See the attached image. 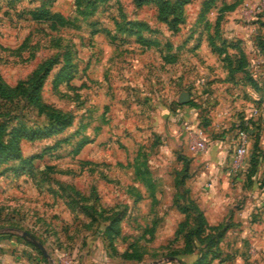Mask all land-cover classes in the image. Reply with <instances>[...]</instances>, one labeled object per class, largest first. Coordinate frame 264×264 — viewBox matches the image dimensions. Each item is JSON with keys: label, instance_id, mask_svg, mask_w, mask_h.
Segmentation results:
<instances>
[{"label": "rangeland", "instance_id": "374dc122", "mask_svg": "<svg viewBox=\"0 0 264 264\" xmlns=\"http://www.w3.org/2000/svg\"><path fill=\"white\" fill-rule=\"evenodd\" d=\"M46 10L61 13L68 23L51 26ZM157 15L155 3L137 5L135 0H0V77L14 85L52 59L41 100L73 117L61 132L22 138L21 157L0 161V235L30 242L38 253L40 249L20 234L26 231L44 245L48 264H72L71 253L83 258L92 249L89 244L101 249V261L93 264L170 263L168 253L179 248L182 239H174L172 232L185 217L178 205H188L190 183L200 173L207 149L189 145L203 139L208 146V135L200 136L196 128L212 121L209 83L223 78L218 70L227 75L222 55L210 42L233 43L227 51H243L248 71L264 85V51L259 47L264 40V0H190L177 30ZM131 21L142 25L132 28ZM170 55L175 59L167 60ZM62 65L66 68L59 73ZM164 65L167 79L175 72L186 80L176 93L187 91L189 99L183 103L195 102L190 103L195 129L183 127L182 117L173 123L156 118L163 100L169 102L164 103L167 111H185L181 102L175 105L176 93L161 87ZM206 71L218 75L209 78ZM234 77L232 82L241 84L234 92L248 97L245 75L238 71ZM253 91L264 99V91ZM17 119L32 125L46 121L22 99H0V135L6 136ZM85 138L90 141L76 150V143ZM252 149L249 133L247 153L239 161L248 160ZM144 159L158 177L156 201L140 197L144 186L132 178L133 165ZM173 175L183 182L173 186ZM115 212L124 213V234L114 237L112 250L102 229L106 216ZM153 219L161 223L155 235L143 231ZM132 241L143 249L141 261L121 256Z\"/></svg>", "mask_w": 264, "mask_h": 264}, {"label": "crops", "instance_id": "0c3cea01", "mask_svg": "<svg viewBox=\"0 0 264 264\" xmlns=\"http://www.w3.org/2000/svg\"><path fill=\"white\" fill-rule=\"evenodd\" d=\"M167 68L164 65V68L160 69L159 79L161 87L166 92H168L169 88L170 95L173 93L175 95L179 85H182L186 80L185 78L180 80L178 77L179 73L175 74V72L174 74H170V79H167ZM174 71H176V68ZM206 72L209 78L218 75L217 73L212 75L211 71ZM219 72L223 78L219 81L218 79L212 80L208 85V97L212 103L210 105L212 107V121L210 125H206V128H196L197 121L190 114L192 110L190 103L180 104L181 108L185 111L182 113L178 111V116L174 113V110H166L164 103L169 104V102L163 100V102H159L162 112L156 118L160 122L168 121V118L173 123L178 122L179 117H182L184 118L181 121L183 127H193L194 129H198L197 131H201L202 134L206 133L208 135V146L202 154L204 159L203 167L190 183L193 187L191 197L203 210L208 223L218 224L225 220L232 223L219 243V256L213 258L209 264H264V186L259 185V182L264 179V99L257 100L253 88L248 84L243 85V87L248 89V97H245L243 94L238 95V92H234V87L236 85L241 86V84H234L232 80L224 79L223 70H218ZM179 95L180 93H176L173 98L175 99L174 103L176 106H179ZM209 98L207 99L209 100ZM173 99L169 100L172 101ZM254 104L260 111L258 116L253 115L250 117L247 129L248 131H258L259 149L257 150L258 160L255 171L251 174V178L248 179L245 170L249 166V158L247 160L245 157L239 164H234L232 156L235 144L232 143L237 138L236 125L239 122L237 119L238 112L240 111L239 118H241L240 115L243 113V117H245L250 114L249 110ZM175 105L173 104V106ZM175 110L179 109L176 108ZM148 168L155 184L156 201L158 199L156 194V188L159 185L158 177L154 174L151 165H148ZM133 170L132 168V178L137 181L136 184L139 182L140 185L144 186L141 180L135 178ZM174 176L172 178L173 186ZM146 196L152 201V197L144 186L142 197L145 198ZM238 202L240 204H237ZM237 205H240L242 208H238ZM230 208L233 210H230ZM178 212L180 211L178 210ZM153 220H155L153 229V235H155L161 223H157L156 219ZM181 220L178 219L177 225L173 227V234H175L178 223ZM152 221L144 225V228L151 226ZM20 234L26 240H30L26 231L21 230ZM121 234H124L122 228ZM178 242L179 247H181L183 245L182 239ZM29 243L27 241H19L13 236H0V264H48L49 260L47 256L42 252L41 254L36 253L34 246H29ZM89 246H92V249H90L89 254H84L83 258L77 257V254L74 252L71 253L70 262L72 264H88L89 262L93 264L94 262L101 261L99 254L101 252L100 245L89 244ZM179 257L188 262L192 259V254H179ZM103 261L104 264H107V260ZM167 262L170 263L165 264H179L177 257L168 259ZM155 263L163 264L158 261ZM61 264H63V261H61Z\"/></svg>", "mask_w": 264, "mask_h": 264}, {"label": "trees", "instance_id": "16d2710c", "mask_svg": "<svg viewBox=\"0 0 264 264\" xmlns=\"http://www.w3.org/2000/svg\"><path fill=\"white\" fill-rule=\"evenodd\" d=\"M189 1L190 0H135V3L137 5L146 2L155 3L158 10L157 17H159L160 20L165 21L168 27L172 30H177L179 24L184 21L183 10L185 4ZM232 6L233 5H228V8H231ZM206 9L207 7L204 8V10ZM45 13L47 19L50 20L51 26H61L68 23V18L59 12H50L46 10ZM134 25L139 28L142 25V22L131 21L129 23V26L132 28H134ZM210 43L212 50L218 55H222L223 67L227 73L224 79L234 80L235 73L239 71L245 75V81L250 87L255 91H264L263 83L260 84L248 71V68L246 67L248 61L243 51L240 49L235 53L227 51V46H229V44L233 45V43H228L224 39H222L220 45H215L213 41ZM259 47L261 51H264V40L259 41ZM166 59L172 61L175 58L173 55H170L169 57H166ZM65 60H69L68 55H66ZM53 63L54 61H52V59H46L35 68L27 78L17 81L14 85L9 84L0 77V99L4 101H13L18 98L22 99L26 106H34L36 113L44 114L46 118L45 123L39 125H32L23 119H17L16 124L11 125L6 136L3 137L0 135V161L18 159L21 157L20 140L22 138L33 139L47 137L63 131L72 123L73 117L70 113L50 108L41 100V89L45 78L52 69ZM65 68L66 65H62L59 69V73H62ZM188 103L195 105V102L192 100ZM249 120L250 119H245L242 116L237 125L241 128L244 127L247 129L248 124L246 122ZM251 131H249V133L253 136V149L250 153L249 166L246 170V176L248 179L251 178V174L255 171V166L258 160L257 150L259 149L258 131ZM88 141L90 140L87 138L80 140L76 143V150H79ZM185 158L187 159V157ZM133 166L135 178L143 182L147 192L152 197V201H155V184L152 180L146 159ZM186 170L187 167L184 166L183 175L186 174ZM182 179L183 178L175 175L174 186L182 183ZM259 185L264 186V179L259 182ZM139 196L142 197V194L140 193ZM187 201L188 205H178V208L184 213L185 217L183 222L181 220L178 223L174 235V239L179 235L182 236L183 245L179 248L172 249L168 255L177 257L179 264H209L213 258L219 256V243L232 223L225 220L218 224H210L208 223L203 210L198 206L195 200L192 197H188ZM123 216L124 213L121 212H115L106 216L107 222L103 226L102 233L104 234V237L107 238V245L112 247V250H116L113 243L114 237L121 236L120 222ZM154 223L155 220L152 221L151 226H146L143 231L153 234ZM0 236L4 235L1 234ZM194 237L199 238L198 242L193 240ZM135 246L136 245L133 241L130 242L127 248L122 251L121 256L125 259L141 261L144 253L143 249H141L140 246ZM38 253L41 254L40 251ZM184 253H191L192 259L188 262L182 260L179 257V254Z\"/></svg>", "mask_w": 264, "mask_h": 264}, {"label": "built area", "instance_id": "2783aa9c", "mask_svg": "<svg viewBox=\"0 0 264 264\" xmlns=\"http://www.w3.org/2000/svg\"><path fill=\"white\" fill-rule=\"evenodd\" d=\"M260 111V109L257 106H254L251 108L250 110V114L247 115L246 117H244L245 119H250L251 116H253L254 114L258 113ZM248 124V122H246ZM238 124V123H237ZM237 128V143H236V147L234 149V154H233V163L234 164H239L240 161L242 159L243 156L246 155L247 150H248V145H249V131L246 128H241L238 125H236ZM198 134L201 136V131H198ZM190 148L192 149H205L207 147L205 141L202 140H198L195 141L193 143H191L189 145Z\"/></svg>", "mask_w": 264, "mask_h": 264}, {"label": "water", "instance_id": "95a60500", "mask_svg": "<svg viewBox=\"0 0 264 264\" xmlns=\"http://www.w3.org/2000/svg\"><path fill=\"white\" fill-rule=\"evenodd\" d=\"M189 99V94L187 91H182L179 95V102H187ZM27 236L30 238V240L40 249V251L45 255L48 256V252L46 251V248L40 241L34 240L30 234L27 233ZM169 259L174 258L173 256H168ZM130 264H142V263H130Z\"/></svg>", "mask_w": 264, "mask_h": 264}]
</instances>
